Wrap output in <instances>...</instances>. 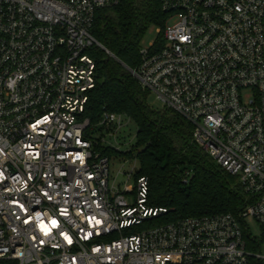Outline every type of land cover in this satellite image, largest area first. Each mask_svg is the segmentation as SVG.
Wrapping results in <instances>:
<instances>
[{"label":"built area","instance_id":"2783aa9c","mask_svg":"<svg viewBox=\"0 0 264 264\" xmlns=\"http://www.w3.org/2000/svg\"><path fill=\"white\" fill-rule=\"evenodd\" d=\"M119 2L0 0V264H264L246 222L264 242V0H160L161 47L140 48L125 69L190 124L247 204L143 229L167 211L146 206L145 178L110 187L103 153L123 154L111 141L131 120L84 116L90 51L113 57L91 34L94 17Z\"/></svg>","mask_w":264,"mask_h":264},{"label":"trees","instance_id":"16d2710c","mask_svg":"<svg viewBox=\"0 0 264 264\" xmlns=\"http://www.w3.org/2000/svg\"><path fill=\"white\" fill-rule=\"evenodd\" d=\"M166 20L160 0H120L99 9L91 27L94 39L113 57L99 48L90 51L97 82L88 93L84 116L96 124L106 111L123 114L135 124L136 143L123 155L138 161L135 180L147 179L146 206L167 211L142 229L188 217L237 215L247 204L237 179L192 142L190 124L172 111L149 106V92L123 67H137L141 41L150 28L159 30L154 44L161 47ZM103 153L110 156L113 151ZM247 246L254 249L249 238Z\"/></svg>","mask_w":264,"mask_h":264},{"label":"rangeland","instance_id":"374dc122","mask_svg":"<svg viewBox=\"0 0 264 264\" xmlns=\"http://www.w3.org/2000/svg\"><path fill=\"white\" fill-rule=\"evenodd\" d=\"M170 22L169 24H171ZM158 38V29L150 28L142 38L141 48H148L151 44L155 43ZM148 104L154 109L161 110L162 104L155 98V95L150 94L148 97ZM121 139H118L113 143V148L121 153L128 152L136 143V126L130 121L122 129ZM138 161L136 158H127L123 154L111 153L109 162V185L114 189H119L120 192L124 191V188L133 190L135 187L134 173L137 172ZM128 202L134 200L133 195L125 196ZM247 225L254 241L261 244L258 249L255 247L256 253L264 255V242L263 234L259 225L250 219H247Z\"/></svg>","mask_w":264,"mask_h":264},{"label":"snow or ice","instance_id":"6c2138e0","mask_svg":"<svg viewBox=\"0 0 264 264\" xmlns=\"http://www.w3.org/2000/svg\"><path fill=\"white\" fill-rule=\"evenodd\" d=\"M53 224H55V221H53Z\"/></svg>","mask_w":264,"mask_h":264},{"label":"water","instance_id":"95a60500","mask_svg":"<svg viewBox=\"0 0 264 264\" xmlns=\"http://www.w3.org/2000/svg\"><path fill=\"white\" fill-rule=\"evenodd\" d=\"M123 67H125V68H126V66H124V65H123Z\"/></svg>","mask_w":264,"mask_h":264}]
</instances>
